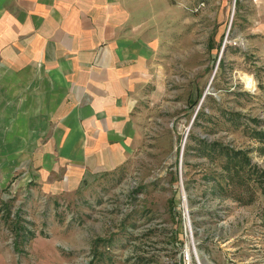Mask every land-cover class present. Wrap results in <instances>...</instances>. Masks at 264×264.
Wrapping results in <instances>:
<instances>
[{
  "label": "rangeland",
  "instance_id": "rangeland-1",
  "mask_svg": "<svg viewBox=\"0 0 264 264\" xmlns=\"http://www.w3.org/2000/svg\"><path fill=\"white\" fill-rule=\"evenodd\" d=\"M218 1L170 0L124 165L71 196L0 180V264H264V17Z\"/></svg>",
  "mask_w": 264,
  "mask_h": 264
},
{
  "label": "crops",
  "instance_id": "crops-1",
  "mask_svg": "<svg viewBox=\"0 0 264 264\" xmlns=\"http://www.w3.org/2000/svg\"><path fill=\"white\" fill-rule=\"evenodd\" d=\"M247 1L264 17V0ZM171 12L170 0H0V180L28 172L71 196L124 165Z\"/></svg>",
  "mask_w": 264,
  "mask_h": 264
},
{
  "label": "clouds",
  "instance_id": "clouds-1",
  "mask_svg": "<svg viewBox=\"0 0 264 264\" xmlns=\"http://www.w3.org/2000/svg\"><path fill=\"white\" fill-rule=\"evenodd\" d=\"M240 82L243 84L244 90L253 92L256 90L257 81L255 79L254 74L251 73H243L240 76Z\"/></svg>",
  "mask_w": 264,
  "mask_h": 264
},
{
  "label": "trees",
  "instance_id": "trees-1",
  "mask_svg": "<svg viewBox=\"0 0 264 264\" xmlns=\"http://www.w3.org/2000/svg\"><path fill=\"white\" fill-rule=\"evenodd\" d=\"M198 146L200 147H210L211 150H215L217 143H207L204 140L198 141ZM262 190L264 191V184L262 185Z\"/></svg>",
  "mask_w": 264,
  "mask_h": 264
},
{
  "label": "built area",
  "instance_id": "built-area-1",
  "mask_svg": "<svg viewBox=\"0 0 264 264\" xmlns=\"http://www.w3.org/2000/svg\"><path fill=\"white\" fill-rule=\"evenodd\" d=\"M243 0H233V5H235L237 2H242ZM204 6V4L203 3H201L200 5H199V8L200 7H203ZM233 12H232V15H233V13H234V10H232Z\"/></svg>",
  "mask_w": 264,
  "mask_h": 264
},
{
  "label": "bare ground",
  "instance_id": "bare-ground-1",
  "mask_svg": "<svg viewBox=\"0 0 264 264\" xmlns=\"http://www.w3.org/2000/svg\"><path fill=\"white\" fill-rule=\"evenodd\" d=\"M203 261V260H202ZM202 261L199 259V263L202 264Z\"/></svg>",
  "mask_w": 264,
  "mask_h": 264
}]
</instances>
